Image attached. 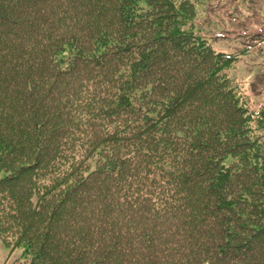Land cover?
<instances>
[{"label": "trees", "instance_id": "trees-1", "mask_svg": "<svg viewBox=\"0 0 264 264\" xmlns=\"http://www.w3.org/2000/svg\"><path fill=\"white\" fill-rule=\"evenodd\" d=\"M200 0H0V237L25 264H264V105Z\"/></svg>", "mask_w": 264, "mask_h": 264}, {"label": "rangeland", "instance_id": "rangeland-1", "mask_svg": "<svg viewBox=\"0 0 264 264\" xmlns=\"http://www.w3.org/2000/svg\"><path fill=\"white\" fill-rule=\"evenodd\" d=\"M196 25L212 47L240 56L231 77L254 101L264 105V0H200ZM4 174L0 173V180ZM0 237V264H25L19 250L11 251Z\"/></svg>", "mask_w": 264, "mask_h": 264}, {"label": "bare ground", "instance_id": "bare-ground-1", "mask_svg": "<svg viewBox=\"0 0 264 264\" xmlns=\"http://www.w3.org/2000/svg\"><path fill=\"white\" fill-rule=\"evenodd\" d=\"M4 242V241H3ZM5 243V242H4ZM4 245H7V242H6V244H4Z\"/></svg>", "mask_w": 264, "mask_h": 264}]
</instances>
